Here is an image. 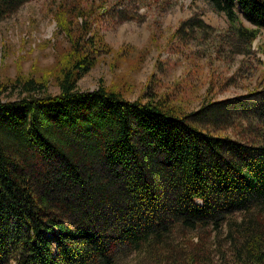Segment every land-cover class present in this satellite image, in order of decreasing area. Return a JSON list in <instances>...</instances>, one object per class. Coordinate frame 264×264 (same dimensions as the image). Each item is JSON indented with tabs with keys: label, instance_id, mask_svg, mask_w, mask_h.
<instances>
[{
	"label": "trees",
	"instance_id": "16d2710c",
	"mask_svg": "<svg viewBox=\"0 0 264 264\" xmlns=\"http://www.w3.org/2000/svg\"><path fill=\"white\" fill-rule=\"evenodd\" d=\"M29 1L0 0V21ZM152 1L54 0L68 45L49 67L0 82L17 93L0 99V264H115L175 228L224 224L217 256L182 246L183 264H264V86L190 111L168 91L129 100L103 80L78 86L112 48L92 23L134 20ZM204 1L226 16L225 31L195 14L172 37L193 39L205 62L228 71L243 55L230 74L211 76L208 93L243 77L264 0Z\"/></svg>",
	"mask_w": 264,
	"mask_h": 264
},
{
	"label": "rangeland",
	"instance_id": "374dc122",
	"mask_svg": "<svg viewBox=\"0 0 264 264\" xmlns=\"http://www.w3.org/2000/svg\"><path fill=\"white\" fill-rule=\"evenodd\" d=\"M53 1L31 0L10 18L0 21V82L10 81L19 70L29 73L49 67L55 63L58 52L68 45L64 34L58 31ZM138 10L134 20L120 23L98 20L92 23L93 29H97L112 48L109 52L101 51L95 66L79 79L81 90L95 89L103 80L129 100L142 95L146 99L145 95L153 90L158 93L168 91L177 105L190 111L204 101L264 86V29L251 42L252 54L245 56L242 62L246 64L243 65V77H237L236 83L228 88H212L207 93L211 76L218 74L221 78V75L230 74L243 55H235L234 65L228 71L227 62L216 59L214 63L205 62L193 39L173 38L172 33L182 20L195 14L223 33L228 26L226 16L212 9L204 0H153L152 4L142 5ZM239 14L242 15L241 12ZM240 15L244 25L253 27ZM212 33L204 35L213 36ZM48 90L51 93L58 91L52 80ZM0 99L16 100L17 93L9 90L0 92ZM197 202L200 203L199 200ZM240 217L236 214L237 219ZM226 228L227 224L218 230L210 227L197 230L175 228L164 241L141 245L133 252L120 255L115 264H183L181 247L188 249L194 244L217 256L215 249L225 245Z\"/></svg>",
	"mask_w": 264,
	"mask_h": 264
}]
</instances>
